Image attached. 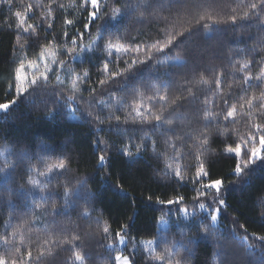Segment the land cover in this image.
Wrapping results in <instances>:
<instances>
[{"label":"trees","instance_id":"16d2710c","mask_svg":"<svg viewBox=\"0 0 264 264\" xmlns=\"http://www.w3.org/2000/svg\"><path fill=\"white\" fill-rule=\"evenodd\" d=\"M20 2L16 0L11 11H16ZM40 2L47 5L49 0ZM56 2L65 7L54 10L55 19L51 30H47L48 20H43L39 34L41 37L47 35L49 39L56 36L59 41H63V33L68 31L67 39L70 41L77 30L84 32L83 25L76 23L65 26L63 21L86 18L87 12L81 13L79 8L84 0ZM100 2L104 4L105 0ZM128 2L106 0L108 6L101 15L103 17L107 14L108 19L96 20L91 28L92 35L84 32L82 50L77 48L75 56H68V65L73 73H89V79L80 85L81 92L76 94L82 96V100L65 103V99L73 95L70 78H66V69L55 65L57 71L49 73L46 90L37 89L33 93L31 85L26 84L29 89L26 99L6 114L0 113V236L6 230L14 245L7 248L0 246V255L6 254V258L11 259L14 255L26 254L31 250L33 256H36L44 248L46 255L40 264H117L115 257L118 239L115 232L131 218L123 254H128L135 264H146L149 247L154 248L157 254H163V245L156 247L155 243H145L155 240L157 230L161 233L167 231L169 243L183 241L192 250V255L188 256L184 248L177 249L189 264H264V242L257 239L264 236V220L261 219L264 206L257 203L264 197V165L257 162L248 177L250 186L241 190L242 181L238 182L232 172L235 157L228 154L226 149L234 148L237 137L248 133L247 121L238 117L235 123H225L221 115L217 123L212 118L222 107L220 97L214 96L217 74L223 73V91L228 92L231 86L235 92L229 104H239L245 95L260 94L255 79L246 94L239 91L245 73L238 69L241 64L255 58L256 62L249 71L254 78L259 75L264 45L258 44V41L264 39V31L256 26L258 22L236 27L222 23L231 14L242 15L247 10L246 5L253 0H205L206 4L212 6L204 7L198 15L196 9L191 13L185 11L192 0H184L171 8L165 0L164 10H160L157 0L147 11L137 8L136 11H126L116 18L111 17L114 7L123 9ZM130 2L133 6L137 4V0ZM24 3H36V0H24ZM177 9L179 21L175 31L195 25L200 16H212V20H201L199 31L194 32L186 41L189 46L199 45L203 53L198 69L194 70L191 62L181 66L171 61L170 57L179 51L173 49L171 52L156 54L147 66L135 65L126 75L114 80L110 74L100 71L107 56L104 50L107 42L137 43L141 47L144 44L150 45L156 41L158 34L163 38L164 18H169L168 31H172ZM141 12H145L142 23ZM10 15L6 0H0V102L11 100L17 95L15 68L20 60L27 65L29 61L37 60L39 52L34 38L18 34L14 17L13 26H6ZM42 16L43 10L37 8L34 13L28 14V22L40 23ZM214 21L221 23L216 24ZM101 23H104V37L97 41L95 51H91L88 45L96 37V26ZM205 24L210 31L205 29ZM121 36L127 37V40H120ZM26 42L28 46L21 48L20 45ZM60 58L64 59V56ZM130 59L125 56L118 60L113 55L109 67L123 71L128 67L125 61ZM37 63L42 64L43 71L44 64L39 61ZM205 68L207 71H204ZM57 75H60L62 84L56 80ZM201 78L208 83H198ZM101 79L110 82L101 86ZM188 81L194 85L197 98L193 101V107L177 108L169 117L173 123L172 131L153 129L150 125L139 123V117L132 110L136 104L143 103L145 107H151L153 112H157L162 105L157 101L149 103L148 97L158 90L160 94L167 93L170 102L180 94L179 86ZM260 83L264 84V81ZM118 107L119 111L116 110ZM205 111L211 114L210 123L205 121ZM116 116L120 117L119 122L115 120ZM117 123L119 127H116ZM194 129L210 133L207 147L211 155L205 154V158L211 164L209 166L206 163L205 166L213 179L221 178L224 182L221 198L225 199L227 206L221 209L217 224L212 225V235H205L201 230V218L203 223H210V218L193 205V198L197 195L193 182L189 179L187 183L178 184L174 178H170L177 168L187 172L183 175L189 178L196 172L195 154L199 149L194 141L197 140L198 132L188 135ZM182 135L187 138L180 140ZM97 140L100 141L98 145L95 143ZM171 140L177 142L176 152L171 149ZM121 149L130 152L131 156L122 155ZM102 154L109 156L103 166L98 161ZM69 156L71 161H65L68 170L63 175H58L59 169L47 173L49 165H56ZM168 165H171V170L167 168ZM8 168H11L10 173L7 172ZM40 172H46L47 175L41 176ZM81 178L85 181L84 186L73 197L74 206L66 208L64 187L76 188ZM30 179L35 180L36 184L30 183ZM45 186L57 193L47 201L41 199L40 189ZM47 194V191L43 193L45 196ZM212 194L206 192L205 200H209ZM177 196L184 197L186 208H193L189 212L197 213V227L188 230L185 226L190 225L193 218L184 219L177 212L170 214L166 229L159 225L160 217L174 205L158 204L157 198L167 200L176 199ZM53 202L60 209L59 215L51 214ZM37 203L44 207L35 208ZM85 212L89 213L87 217L82 215ZM53 220L55 223H52ZM106 226L110 228L107 234L103 231ZM65 228L68 229L66 233L61 231ZM13 232L16 233L14 238L11 236ZM77 233L81 237L80 241L73 244L60 243ZM245 234L249 237L246 243L243 239ZM217 238L223 242V249L217 245ZM45 240H54L56 243L45 246ZM189 240L190 244L187 243ZM141 241L144 244H140ZM134 243L135 252L132 251ZM15 247H19L21 252L16 253ZM218 251L219 255L216 254ZM76 254L83 258L82 261L75 259Z\"/></svg>","mask_w":264,"mask_h":264},{"label":"snow or ice","instance_id":"6c2138e0","mask_svg":"<svg viewBox=\"0 0 264 264\" xmlns=\"http://www.w3.org/2000/svg\"><path fill=\"white\" fill-rule=\"evenodd\" d=\"M16 0H6V3L9 6V10L11 15L6 20V26L11 28L12 25V17L15 18V28L18 31V34H25L30 38H34L35 42L39 46V52L36 61H29L26 65L23 60H20L19 65L15 68V81H16V93L17 95L6 102H0V113H7L11 110V108L17 105L21 100L26 99L29 89L26 87V84L31 85V91L33 93L36 92L37 89L46 90V86L49 79V73L57 71L54 67L58 65L60 69L67 70V77L70 78L71 82V91L73 95L68 96L65 99V103L69 104L71 102H75L78 99H83L82 96H78L76 94L81 92L80 85L89 79L88 71H85L83 75L73 73L72 69L68 65V56H75L77 54V48H83L82 40L84 36V32H87L89 36L92 35L91 28L92 25L95 24V21L98 19L107 20L108 16L105 14L103 17L101 13L103 9L107 7V3L105 0L104 4H101L100 0H84V3L79 5L81 13L84 11L87 12V16L84 19H64L63 23L65 26H72L76 23H82L84 32L77 30L76 34L72 35L71 40L69 41L67 38L69 36L68 31L63 33L64 40L59 41L56 36H53L51 39L48 38L47 35L41 37L39 34V28L43 24V20H48L47 30H51L53 27V22L55 17L53 16L54 10H61L65 6L63 4H57L56 0H49L47 5H44L40 2V0H36V3H24V0H21L20 4L17 6L16 11H11L12 6L15 4ZM157 0H144L143 3L140 0H137V4L133 6L129 0L128 3L125 4L124 8L114 7L111 11V17L116 18L126 11H136L137 8H143L147 11L148 8H151ZM184 0H166L167 6L171 8L174 4L183 3ZM160 10H164L165 0H159ZM212 5L206 4L205 0H192V3L188 9L185 11L191 13L193 9L197 10V15L199 11L204 7H211ZM40 8L43 10V16L40 23H29L28 22V14L34 13V11ZM247 10L243 12L242 15L231 14L228 16L227 20L222 21V23L226 25H230L231 27H236L237 25H243L246 23H256V26L264 31V0H253L246 5ZM22 9V11L20 10ZM235 11V10H233ZM177 17L174 19L172 24V31H168L169 18H164L165 29L162 33V37L160 38V34H158V38L155 42L149 44H144L143 47L137 43H116L113 44L111 41L107 42L104 45V50L107 52V56L104 58L103 67L100 70L104 74H110L112 80L117 77L126 75L129 71H131L135 65L142 64L147 66L153 59H155L156 54L164 53L165 51L171 52L173 49H179L175 53V55L171 56L170 59L174 63H179L181 66L187 65L191 62L194 70L200 67L199 62L203 58V53L200 51L199 45H191L189 46L186 41L193 35L194 32L199 31L200 21L207 19L212 20V16H200L199 19L195 21V25H189L188 28L183 29L182 31H175V25L179 21V9H177ZM145 12L140 13V22H143ZM157 19H160L157 17ZM214 23L219 24L221 21H214ZM205 29L211 30L207 24L204 25ZM97 32L96 37L92 39L88 45L89 50L95 51L97 46V41L102 40L104 37V23L96 26ZM251 39V37H249ZM120 40H127V37L121 36ZM43 40V43L40 41ZM258 44L264 45V39L258 41ZM28 46L27 42L25 44H21L20 47L24 48ZM255 51V49H253ZM115 55V57L120 60L125 56L130 57V61H125L128 65L126 69L123 71L116 70L114 68H110L109 65L112 64L111 57ZM258 55V53H257ZM64 56V59L60 57ZM37 61L42 62L44 64L43 71L39 70V64ZM255 58L247 61L244 64L240 65L238 69L241 72H244L242 82L239 86V91L242 93L247 92L248 87H252V81L255 79L257 81L256 87L260 88L259 96L245 95L242 98V101L239 104H229V99H233L235 97V92L229 86V91H223V73H219L215 76V92L214 96H219L221 99L222 107L220 112L217 113L213 119L216 120L217 123L220 122L219 117L222 115L225 123H235L237 118H242L247 121V127L249 129L248 133L244 136L237 137L236 146L228 147L226 152L235 157L236 163L232 172L237 176L238 182L242 181L240 184L241 190L245 186L249 185L248 177L254 170V166L257 162H260L261 165H264V84H261V81H264V57L261 58L259 62L260 72L259 75L255 78L252 76L249 69L252 64L255 63ZM158 63H165V61H158ZM26 68L33 69L31 75V79L29 80L28 75L24 74V70ZM204 71H207L205 68ZM56 80L61 84L63 81L61 80L60 75L56 76ZM109 80L101 79L100 85L103 86L109 83ZM198 83L207 84L208 81L201 78ZM211 90V89H210ZM10 91V90H9ZM95 92V89H92ZM179 93L169 102V97L167 93L160 94L157 90L154 94L148 97V102L152 103V101L159 102L162 107L157 111L153 112L151 107H145L143 103L136 104L132 109L136 115L139 117V123L142 125H150L153 129H163L165 131H172L173 123L172 120L169 119L170 116L173 115L177 108L181 107H193V101L197 98L196 91L194 85H192L191 81L186 82L179 86ZM187 101V105L185 102ZM29 102H31L29 100ZM91 104V101H89ZM213 105L215 106V100H213ZM166 106V107H165ZM119 111V107L116 109ZM50 114V113H49ZM91 116V113H89ZM211 114L207 111L204 112L205 121L210 123L211 120L209 117ZM115 120L119 122L120 117L116 116ZM102 123V121H101ZM167 125V128H165ZM116 127H119V123H117ZM227 131V129H225ZM197 140L194 141L199 151L195 154V162L197 165L196 172L192 177H186L182 174L181 170L177 168L174 172H172L170 178H174L178 184L187 183L190 179L193 182V186L196 188L197 195L193 198V205L198 206L201 210H207V215L210 218V223H203V218H201V230L205 235H212V225L218 220L219 214L223 207H226L225 199L221 198L224 194V182L221 178H212L209 170L206 169V163L210 166L211 161L206 160L205 154L211 155L208 153V144L210 139V133L207 131H200L194 129L192 133L188 135H192L193 133H197ZM187 137L182 135L179 137L180 140H184ZM98 145L100 141H95ZM155 143V142H153ZM171 149L173 152L177 151V142L175 140L169 141ZM122 155L131 156L130 152H125L123 149L120 150ZM139 151V149H138ZM192 155V153H189ZM183 156V153L180 154ZM179 158V157H178ZM109 160L108 155H100L98 157L99 164L103 166L106 161ZM70 162L71 157H65L64 160H61L60 163L56 165H49L47 168V173H51L53 169H59L58 175H63L64 172L68 170V163ZM15 165H12L14 167ZM167 168L171 170V165H168ZM29 171H33V169H29ZM7 172H11V168L7 169ZM46 172H40L39 175L46 176ZM55 178V177H54ZM84 179L81 178L78 186L76 188L64 187L63 197H64V206L70 207L74 206L73 197L78 193L79 188L84 186ZM30 183L33 185L36 184L35 180L30 179ZM198 185V187H196ZM214 190V193L211 196V203L202 202L206 198V192ZM42 196L41 199L47 201L51 199L53 195H57L56 191L48 190L47 186L42 187L40 189ZM47 191V195H43ZM151 201V197L148 198ZM156 203L161 205H176L177 215H182L184 219H188L189 217L193 218V221L190 225H186L185 227L188 230H191L192 227H197V223L195 221V217L197 213L195 211L189 212L187 208L184 206V197L177 196L176 199H167L162 200L157 198ZM258 204L264 206V197H261L258 201ZM216 205L215 208L212 205ZM44 205L37 203L35 204V208L41 209ZM52 212L53 216L60 214V209L57 207L56 203H52ZM46 211V209H45ZM171 213V209H169L168 213H164L158 223L161 227L167 228V221L165 219ZM66 214V213H65ZM83 216L87 217L89 215L88 212L82 213ZM261 219L264 220V212L261 213ZM52 223H55L53 220ZM243 227V226H241ZM131 228V218L129 222L122 226L120 230L115 232V237L118 239L120 243H125L127 239L128 230ZM62 232H67L68 229H62ZM104 233L107 234L110 231L109 227H104ZM183 233V229H182ZM235 234V233H233ZM16 235L15 232L11 234L14 238ZM81 237L79 233L71 236L70 239H65L60 241V243L65 244H73L74 242L80 241ZM245 243L249 239L247 234L244 236ZM257 239L261 242H264V236L257 237ZM56 243L54 240H45L44 245L48 246ZM155 243L156 247L164 246L163 254H157L155 249L149 247L147 249V260L146 264H189V262L179 253L177 249L184 248L185 253L188 256L192 255V250L186 246V244L181 241H173L169 243L167 231L161 233L157 230L155 240H149L148 244L152 245ZM188 244L191 243V240L187 241ZM217 245L220 246L221 249L224 248L223 242L217 238ZM0 246L9 247L13 246V241L9 239V234L5 230V234L0 236ZM252 247V245H249ZM132 251H136V245L133 244ZM247 251V249L245 250ZM15 252L20 253L21 249L19 247H15ZM219 255V251L216 253ZM46 252L45 249L42 248L36 256H33L32 251L29 250L26 254L14 255L11 259L6 258L5 255H0V264H40V261L45 258ZM173 257H178L173 259ZM75 259L77 261H82V257L79 254L75 255ZM116 261H123V264H135L134 259H131L129 256H121L120 253H117L115 257Z\"/></svg>","mask_w":264,"mask_h":264},{"label":"rangeland","instance_id":"374dc122","mask_svg":"<svg viewBox=\"0 0 264 264\" xmlns=\"http://www.w3.org/2000/svg\"><path fill=\"white\" fill-rule=\"evenodd\" d=\"M39 64V70L40 71H42V64L41 63H38ZM32 71H33V69H31V68H26L25 70H24V74L25 75H28V78H29V80L31 79V73H32ZM181 172H182V170H181ZM187 172H182V174H186ZM210 192H213L214 193V190H211ZM212 196V195H211ZM202 202H205V203H211V197H210V199L209 200H203ZM195 208H197L199 211H201L202 213H205V214H207V210H201V209H199L198 208V206H194ZM212 207L213 208H215L216 207V205H212ZM176 208H177V206L176 205H174L173 207H171L170 209H171V213L172 212H176ZM193 208H187V210L188 211H190V210H192ZM169 212V210L168 211H166V213H168ZM170 213V214H171ZM170 214L168 215V216H166L165 217V219H166V221H167V224L170 222V218H171V216H170ZM181 217H183L182 215H180ZM173 218V217H172ZM218 221V220H217ZM217 221L215 222V225L217 224ZM126 243H127V239H126V242L125 243H120L119 241L117 242V247H116V250H117V253H120L121 254V256H128V254H123V251L125 250V245H126ZM139 243V242H138ZM145 243H148V242H146L145 241ZM140 244H144V242L143 241H141L140 242ZM117 253H116V255H117ZM241 257H242V255H240ZM233 259L235 260L236 259V256H234L233 257ZM117 262V261H116ZM117 264H123V261L121 260V261H119V262H117Z\"/></svg>","mask_w":264,"mask_h":264}]
</instances>
